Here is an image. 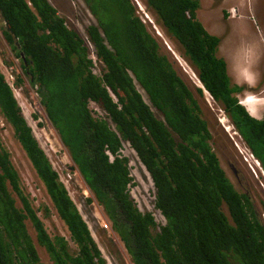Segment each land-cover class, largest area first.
Returning a JSON list of instances; mask_svg holds the SVG:
<instances>
[{
  "label": "trees",
  "instance_id": "16d2710c",
  "mask_svg": "<svg viewBox=\"0 0 264 264\" xmlns=\"http://www.w3.org/2000/svg\"><path fill=\"white\" fill-rule=\"evenodd\" d=\"M145 2L264 171V117H253L236 97L243 87L233 83L227 62L218 56L221 39L198 19L201 0ZM81 3L95 21L85 26V39L50 0H0L4 36L21 62L16 86L28 82L36 90L74 169L131 261L264 264V211L236 189L224 169L203 116V90L190 85L133 0ZM92 103L104 118L95 116ZM0 115L77 247L71 251L66 237L50 235L44 218L51 217V209H37L24 192L0 135V264H44L30 224L50 264H108L1 69ZM125 143L150 174L154 212L163 225L153 212H142L131 194L134 177Z\"/></svg>",
  "mask_w": 264,
  "mask_h": 264
},
{
  "label": "rangeland",
  "instance_id": "374dc122",
  "mask_svg": "<svg viewBox=\"0 0 264 264\" xmlns=\"http://www.w3.org/2000/svg\"><path fill=\"white\" fill-rule=\"evenodd\" d=\"M73 1H75L76 4ZM81 1L82 0H50L51 4L63 13L64 16L66 15L69 17V26L80 33L82 37H85V26L93 24L95 21L85 9ZM140 1L143 2V4H146V0ZM232 1L234 3L226 1L222 4L221 0H215V2L212 0H201L198 19L199 21H204L206 18L208 19L211 17L209 20H213L212 24H214V22L216 23L217 20L218 23L215 26L214 34L222 36L223 39L218 54L220 57L225 58L229 64L230 75L232 74L234 78L236 77L233 83L245 86V89L238 93L236 97H238L240 101H245L244 99L248 96H251L253 99L256 96L255 98L259 99L260 105L257 106V109L253 110V114L257 119H262L264 117V54L261 56L262 60L260 61L259 72L257 73V71L252 68L254 65L252 61H255L256 57H258L255 53V44L245 37L246 31L244 28H241L242 25L240 21L232 20L234 19L232 15L229 13L226 14V12L230 6H234L237 2H243V8L250 11L249 14L246 13L249 27L252 28V31L257 33V42L259 41L261 43L260 40H262V44L264 45V0ZM249 1L252 2V9L251 6H249ZM254 3L256 4L254 5ZM149 13L156 22L157 16L152 14L150 10ZM236 24H238V27ZM3 28V22L0 21V68L9 83L13 85L16 97L22 107L24 115L33 128L34 134L48 154L53 166L59 172L72 199L87 221L92 231V235L98 243L108 264H134L131 261L124 243L119 242L117 234L111 229L107 230L103 227L105 222H109V218L103 207L100 206L95 199L94 194L88 189L82 176L76 169H74V163L69 155L68 149L61 142L59 134L48 119L36 90L33 89L28 82L22 87L16 86V77L14 73L19 75L22 72L20 69L21 62L12 54L10 47L3 39ZM254 35L255 34H252V36ZM167 40L169 41V39ZM170 44L173 48L176 46L180 49V46L175 39H172ZM251 49L253 51H251ZM177 63L180 65L179 62ZM182 64L187 70H189L188 66L183 61ZM244 66L247 67L243 68ZM178 68L180 69V72L184 74L190 85L197 89L198 85L194 82V79L190 74L191 72L188 74L183 67ZM182 68L184 69V72ZM95 71L98 75H101L102 68L100 64L96 65ZM245 83H252V85L247 86ZM251 87H253V89H251ZM210 100L211 104L203 98L202 110L203 116L207 119L214 136V148L219 154L221 163L236 189L241 193L248 194L256 205L257 210L262 213L264 211V174L261 172L260 168H257L254 163L255 161H252L251 154L247 150L243 140L238 134H234V127H232L230 120L228 118L226 119L227 116L223 108L215 103L211 97ZM246 107L250 112L249 107ZM35 115L38 116V119L34 117ZM104 115L105 114L101 109L95 113L96 117L104 118ZM220 119H223L225 123L228 121L227 125H230L233 128L231 133H228L225 130ZM0 135L4 146L11 153V160L20 174L21 185L24 192L30 197L37 209L42 206H47L51 209V217L49 219L44 218L42 211L39 213V216L44 218L48 232L51 236L60 234L70 240V234L65 224L59 219L56 212L53 210L51 200L47 196L45 187L34 171L33 166L27 158L26 153L23 151L20 143L17 141L14 130L4 121L1 115ZM236 143L239 144V147H237ZM124 155L130 160L134 177L131 194L135 199V202L142 212H153L160 225L163 220L158 212H154L155 190L149 173L142 166L135 152L128 144H125ZM246 158H248V161H246ZM227 160L239 170V178L235 177ZM250 165L256 170L257 176L252 172L253 170H251ZM239 180L242 183H240ZM88 198H93L94 202L88 203ZM17 202L18 205L21 206L19 199ZM262 217L264 218V215ZM163 224L164 223L161 225ZM29 229L34 237L42 262L44 264H50V256L47 251L37 243L36 235L31 224L29 225ZM70 247L71 251L77 250V247L72 242Z\"/></svg>",
  "mask_w": 264,
  "mask_h": 264
},
{
  "label": "clouds",
  "instance_id": "9594fccd",
  "mask_svg": "<svg viewBox=\"0 0 264 264\" xmlns=\"http://www.w3.org/2000/svg\"><path fill=\"white\" fill-rule=\"evenodd\" d=\"M134 1V3H135V5H136V7H137V9H138V15L141 17V19H142V21L148 26V28H149V32L152 34V35H154L160 42H161V44L164 46V49H166V50H168L169 51V53L173 56V58H174V60L176 59L177 60V62H179L180 63V65H179V67L181 68V67H183L184 69H185V71H186V73H188L189 74V72L187 71V69L185 68V66L182 64V61L190 68V66L188 65V63H186V61H185V59L183 58V57H181V55L178 53V48L176 47V46H174V48L172 47V45L170 44V42L172 41V39H175V38H172L169 34H168V32H167V30H166V28L162 25V24H159L158 23V21L156 20V22H155V20L152 18V16H151V14L149 13V10H148V8H147V6H146V4H143V2H141L140 0H133ZM224 1H229V2H233L232 0H224ZM82 2V1H81ZM74 3L76 4V2L74 1ZM234 3V2H233ZM256 3H254V5H255ZM251 9H252V5H251ZM88 11V10H87ZM89 13V12H88ZM231 14L232 15V17L234 18V19H232V20H239L240 21V23H241V28H244L245 29V31H246V38L247 39H249L252 43H254L255 44V46H254V48H255V53H256V55L258 56V57H256V59H255V61L253 60L252 61V63H254V65L252 66V68L254 69V70H256L257 71V73L259 72V64H260V61L262 60L261 59V56H262V54H264V45L262 44V40H260L261 41V43L258 41L257 42V39H258V35H257V33L255 32V31H252V28L251 27H249V23H248V18H246L245 16L243 17V16H241L242 14H241V7L239 6V5H237V4H234V6H230L229 8H228V11L226 12V14ZM250 13V11H248V14ZM90 14V13H89ZM91 15V14H90ZM92 17V16H91ZM232 17H230V18H232ZM236 18V19H235ZM254 19V18H253ZM255 20V19H254ZM0 21L1 22H3V39L5 40V36H4V31L5 30H7V25H6V23L4 22V20H3V18H2V16H1V14H0ZM235 22V21H234ZM201 23H202V21H201ZM203 24V23H202ZM204 25V24H203ZM236 26L238 27V24H236ZM161 29V30H160ZM8 30H9V28H8ZM208 31V30H207ZM209 32V31H208ZM210 33V32H209ZM80 34V33H79ZM252 34H255L254 36H252ZM81 35V34H80ZM84 35L86 36V30H85V33H84ZM213 35H215V36H218V35H216V34H213ZM81 37H82V35H81ZM168 37V38H167ZM220 39H221V43L223 42V39H222V36H218ZM83 39H85L86 37H82ZM167 39H169V41H170V39H171V41L169 42ZM176 40V39H175ZM5 42L7 43V41L5 40ZM176 42H177V40H176ZM17 43H18V40L15 38V44L17 45ZM178 43V42H177ZM19 44V43H18ZM7 45L10 47V49H11V52H12V54L13 55H15V57L17 58V56H16V53L12 50V48H11V46H10V44L9 43H7ZM221 45V44H220ZM219 45V48L221 47ZM19 48V47H18ZM251 51H253L252 49H251ZM218 52H219V50H218ZM218 56H219V54H218ZM0 57H1V55H0ZM220 57V56H219ZM92 58L94 59V61H96V57L93 55L92 56ZM222 58V57H221ZM225 59V58H224ZM17 60H19L18 58H17ZM175 60V61H176ZM20 61V60H19ZM226 61V60H225ZM227 62V61H226ZM178 64V63H177ZM228 64V63H227ZM247 66H244L243 68H246ZM182 68V69H183ZM1 69V68H0ZM21 69V68H20ZM181 69V70H182ZM184 69H183V72H184ZM191 69V68H190ZM228 69H230L229 68V64H228ZM232 69V68H231ZM192 70V69H191ZM193 71V70H192ZM96 72V71H95ZM194 72V71H193ZM4 74V73H3ZM21 74V73H20ZM194 74L196 75V73L194 72ZM230 74V73H229ZM5 75V74H4ZM14 75H15V77H16V73H14ZM197 76V75H196ZM231 76V78L233 79V81L236 79V77L234 78L233 77V75L231 74L230 75ZM197 78H198V76H197ZM7 79V78H6ZM16 79V78H15ZM8 81V80H7ZM198 81L200 82V80H199V78H198ZM9 82V81H8ZM195 82V81H194ZM10 84V83H9ZM198 86H197V88H200V89H202L203 90V93H204V99L207 101V102H209V104H211V100H210V97H211V99L214 101V99H213V97L210 95V93L204 88V86H203V84L200 82L199 84L198 83H196ZM201 84V85H200ZM11 85V84H10ZM200 85V86H199ZM238 85V84H237ZM239 86H241V85H239ZM11 87L13 88V91H14V87H13V85H11ZM241 87H243V90L245 89V86H241ZM14 93H15V91H14ZM15 96H16V94H15ZM17 98V97H16ZM250 99H253L251 96H248V97H246L244 100H250ZM215 102V101H214ZM239 102H240V104L242 105V106H244L247 110H248V108L246 107V105H244L243 104V102L244 101H240L239 100ZM252 102V101H251ZM216 103V102H215ZM96 107V108H95ZM91 109H93L94 111H95V113L96 112H98V110H100L99 108H98V106L95 104V103H92L91 104V107H90ZM248 112H249V110H248ZM250 113V112H249ZM251 114V113H250ZM228 117H226V119H227ZM256 118V117H255ZM220 122H221V124L223 125V123H222V121H221V119H220ZM231 122V121H230ZM232 124V123H231ZM230 126V125H229ZM223 127L225 128V130L228 132V133H230L228 130H227V127L225 126V125H223ZM232 127H234L233 125H232ZM234 130H235V128H234ZM58 133V132H57ZM234 134L236 135V134H238V132H236V130L234 131ZM239 135V134H238ZM240 136V135H239ZM59 138H60V136H59ZM240 138H241V136H240ZM242 139V138H241ZM61 140V139H60ZM243 140V139H242ZM233 141H234V139H233ZM62 142V141H61ZM244 142V141H243ZM125 144H128V143H125ZM129 145V144H128ZM236 145H237V147H239V144L238 143H236ZM246 145V144H245ZM130 146V145H129ZM130 148L132 149V147L130 146ZM246 148H247V150L250 152V150L248 149V147L246 146ZM133 150V149H132ZM134 151V150H133ZM69 152V151H68ZM135 152V151H134ZM124 153V152H123ZM135 154H136V152H135ZM250 154H251V158H252V161H255L256 163H257V168L259 169L260 168V170H261V172L264 174V171H263V169H262V167H261V165H260V163H259V161L252 155V153L250 152ZM48 155V154H47ZM70 155V154H69ZM136 156H137V158L139 159V157H138V155L136 154ZM253 158H254V160H253ZM73 161V160H72ZM139 161H140V159H139ZM228 161V163H229V160H227ZM246 161H248V158H246ZM141 163V162H140ZM142 164V163H141ZM259 164V165H258ZM231 164L229 163V166H230ZM74 166H75V164H74ZM143 166V165H142ZM234 166V165H233ZM144 167V166H143ZM235 167V166H234ZM250 167H251V170H253L252 172L257 176V172H256V170L254 169V167L252 166V165H250ZM55 168V167H54ZM145 168V167H144ZM236 168V167H235ZM230 169L232 170V168H231V166H230ZM237 169V168H236ZM146 170V169H145ZM238 170V169H237ZM147 171V170H146ZM232 172H233V170H232ZM234 173V172H233ZM239 170H238V176H237V178H239L240 177V175H239ZM80 174V173H79ZM150 175V174H149ZM235 175V174H234ZM61 177V176H60ZM236 177V176H235ZM86 184V183H85ZM262 186V185H261ZM263 187V186H262ZM264 188V187H263ZM89 189V188H88ZM264 215V214H263ZM85 219V218H84ZM264 219V218H263ZM109 222L107 223V222H105V223H107V224H109V228H105V223L103 224V227L105 228V229H107V230H112L113 231V225H112V222L110 221V220H108ZM87 222V221H86ZM115 232V231H114ZM116 233V232H115ZM117 234V233H116ZM118 236V235H117ZM65 237V236H64ZM119 238V237H118ZM67 239V238H66ZM68 240V239H67ZM69 241V243L71 244V242L74 244V242L73 241H70V240H68ZM119 242L120 243H123L122 242V240H120L119 239ZM75 245V244H74ZM125 245V244H124ZM127 250V249H126ZM128 252V251H127ZM129 254V253H128ZM130 256V255H129ZM133 263V262H132Z\"/></svg>",
  "mask_w": 264,
  "mask_h": 264
},
{
  "label": "bare ground",
  "instance_id": "6f19581e",
  "mask_svg": "<svg viewBox=\"0 0 264 264\" xmlns=\"http://www.w3.org/2000/svg\"><path fill=\"white\" fill-rule=\"evenodd\" d=\"M188 69L190 70H187L190 74H191V76H192V78L194 79V81L196 82V83H200L199 81H198V78H197V76L194 74V72L188 67ZM245 84H247V86H251L252 85V83H245ZM201 85V84H200ZM199 85V86H200ZM251 89H253V87H251ZM256 97V96H255ZM254 97V99H250V100H245L244 102H243V104L244 105H246V106H248L249 107V109H250V113H251V115L253 116V117H255V115L253 114V110H255V109H257V106L258 105H260L259 104V99H257V98H255ZM252 101V102H251ZM212 105H213V102H212ZM225 119V118H224ZM221 121H222V123H223V125H225L226 127H227V130L231 133L232 131H233V128L231 127V126H229V125H227V122L225 123V121L223 120V119H221ZM235 137V136H234ZM250 161V160H249ZM255 163V165L257 166V163L256 162H254ZM259 165V164H258Z\"/></svg>",
  "mask_w": 264,
  "mask_h": 264
},
{
  "label": "crops",
  "instance_id": "0c3cea01",
  "mask_svg": "<svg viewBox=\"0 0 264 264\" xmlns=\"http://www.w3.org/2000/svg\"><path fill=\"white\" fill-rule=\"evenodd\" d=\"M215 2V0H212ZM206 6H209V5H206ZM211 18V17H210ZM210 18H206L204 21H202V23L204 24V26L206 27V29L211 33V34H214L215 32V26L216 24L218 23L217 20H216V23L214 22V24H212L213 20H209Z\"/></svg>",
  "mask_w": 264,
  "mask_h": 264
},
{
  "label": "flooded vegetation",
  "instance_id": "af4514ba",
  "mask_svg": "<svg viewBox=\"0 0 264 264\" xmlns=\"http://www.w3.org/2000/svg\"><path fill=\"white\" fill-rule=\"evenodd\" d=\"M221 1H222V4H223V2H226V1H224V0H221ZM242 3H243V2H241V3H240V2H237V5H239V6L241 7V14H242L241 16H243V17L245 16V17H246V16H247L246 13H248L249 10L244 9ZM224 4H225V3H224ZM251 5H252V2L249 1V6H251ZM246 18H248V17H246ZM240 180H241V179H240ZM240 180H239V182L242 183Z\"/></svg>",
  "mask_w": 264,
  "mask_h": 264
},
{
  "label": "water",
  "instance_id": "95a60500",
  "mask_svg": "<svg viewBox=\"0 0 264 264\" xmlns=\"http://www.w3.org/2000/svg\"><path fill=\"white\" fill-rule=\"evenodd\" d=\"M17 45H18V43H17ZM230 166H231L235 176L237 177L238 176V170L232 164Z\"/></svg>",
  "mask_w": 264,
  "mask_h": 264
},
{
  "label": "built area",
  "instance_id": "2783aa9c",
  "mask_svg": "<svg viewBox=\"0 0 264 264\" xmlns=\"http://www.w3.org/2000/svg\"><path fill=\"white\" fill-rule=\"evenodd\" d=\"M105 228H109V224L105 223Z\"/></svg>",
  "mask_w": 264,
  "mask_h": 264
}]
</instances>
